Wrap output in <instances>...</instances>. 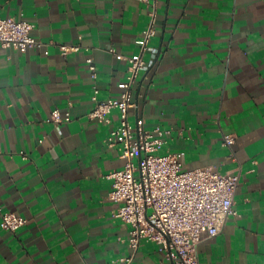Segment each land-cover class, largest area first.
Returning a JSON list of instances; mask_svg holds the SVG:
<instances>
[{
    "label": "crops",
    "instance_id": "crops-1",
    "mask_svg": "<svg viewBox=\"0 0 264 264\" xmlns=\"http://www.w3.org/2000/svg\"><path fill=\"white\" fill-rule=\"evenodd\" d=\"M150 12L138 0H0V17L29 22L41 43L0 45V208L28 221L0 226V264H175L156 242L130 248L109 197L108 175L125 166L108 144L119 115L90 117L93 96L119 98L128 75L110 50L138 55ZM63 44L81 50L64 57ZM151 45L131 124L169 131L161 153H181L184 170L240 175L238 215L200 244V264H264V0H160ZM55 109L71 122L57 128Z\"/></svg>",
    "mask_w": 264,
    "mask_h": 264
},
{
    "label": "built area",
    "instance_id": "built-area-1",
    "mask_svg": "<svg viewBox=\"0 0 264 264\" xmlns=\"http://www.w3.org/2000/svg\"><path fill=\"white\" fill-rule=\"evenodd\" d=\"M138 1L151 7L150 22L138 42L140 53L125 58L117 54L115 48L110 50L116 58L127 60L128 75L119 98L99 101L97 94L93 96L95 108L90 117L108 122L114 111L119 115V125L110 133L108 144L118 149L125 166L108 175L113 181L109 197L119 205L117 218L129 226L130 248L136 252L142 240L153 241L162 246L161 250L175 264H200V244L217 237L227 220L238 215L234 199L240 175L222 174L213 167L184 170L181 153H161L169 131L160 127L147 130L143 120H138L135 126L131 124L129 114L135 106L134 87L149 70L145 55L150 52V61L153 62L158 57L151 42L157 34L160 0ZM32 30L33 25L27 21L0 17V45L21 53L40 47L41 43L32 36ZM80 50L79 45L60 46L64 57ZM87 64L91 76L97 78L94 59L88 58ZM51 120L60 128L71 122L72 116L70 112L62 114L55 109ZM234 144V136H224L225 146ZM27 223L25 218L0 208L3 230L17 233ZM121 261L130 264L133 257Z\"/></svg>",
    "mask_w": 264,
    "mask_h": 264
}]
</instances>
